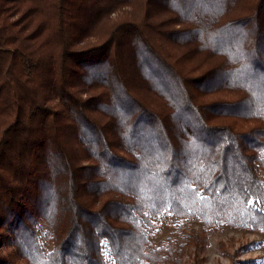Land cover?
Wrapping results in <instances>:
<instances>
[{
  "label": "trees",
  "instance_id": "1",
  "mask_svg": "<svg viewBox=\"0 0 264 264\" xmlns=\"http://www.w3.org/2000/svg\"><path fill=\"white\" fill-rule=\"evenodd\" d=\"M219 224L264 235V0H0V264H187Z\"/></svg>",
  "mask_w": 264,
  "mask_h": 264
},
{
  "label": "rangeland",
  "instance_id": "2",
  "mask_svg": "<svg viewBox=\"0 0 264 264\" xmlns=\"http://www.w3.org/2000/svg\"><path fill=\"white\" fill-rule=\"evenodd\" d=\"M202 231L197 221H178L171 216L156 220L151 241L154 244L177 236L180 229ZM204 247L192 246L186 254L187 264H264V235L219 224L208 230Z\"/></svg>",
  "mask_w": 264,
  "mask_h": 264
}]
</instances>
